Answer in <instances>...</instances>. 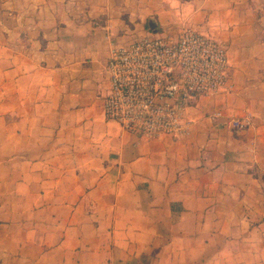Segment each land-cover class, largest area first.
I'll list each match as a JSON object with an SVG mask.
<instances>
[{"label":"crops","instance_id":"obj_1","mask_svg":"<svg viewBox=\"0 0 264 264\" xmlns=\"http://www.w3.org/2000/svg\"><path fill=\"white\" fill-rule=\"evenodd\" d=\"M184 26L233 88L185 137L125 131L111 43ZM0 264H264V0H0Z\"/></svg>","mask_w":264,"mask_h":264},{"label":"built area","instance_id":"obj_2","mask_svg":"<svg viewBox=\"0 0 264 264\" xmlns=\"http://www.w3.org/2000/svg\"><path fill=\"white\" fill-rule=\"evenodd\" d=\"M227 69L226 47L191 26L176 35H146L111 43L105 116L148 140L161 135L185 137L192 126L184 117L186 108L198 96L233 88ZM221 115L216 111L211 118ZM249 120L232 117L228 124L239 128Z\"/></svg>","mask_w":264,"mask_h":264},{"label":"water","instance_id":"obj_3","mask_svg":"<svg viewBox=\"0 0 264 264\" xmlns=\"http://www.w3.org/2000/svg\"><path fill=\"white\" fill-rule=\"evenodd\" d=\"M152 27V24H149Z\"/></svg>","mask_w":264,"mask_h":264}]
</instances>
